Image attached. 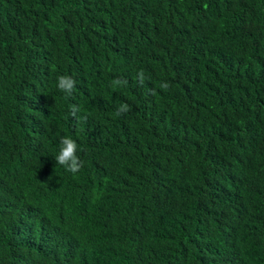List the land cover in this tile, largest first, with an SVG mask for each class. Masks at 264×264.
Wrapping results in <instances>:
<instances>
[{"label":"trees","instance_id":"trees-1","mask_svg":"<svg viewBox=\"0 0 264 264\" xmlns=\"http://www.w3.org/2000/svg\"><path fill=\"white\" fill-rule=\"evenodd\" d=\"M0 264H264V0H0Z\"/></svg>","mask_w":264,"mask_h":264},{"label":"clouds","instance_id":"clouds-1","mask_svg":"<svg viewBox=\"0 0 264 264\" xmlns=\"http://www.w3.org/2000/svg\"><path fill=\"white\" fill-rule=\"evenodd\" d=\"M137 80L140 84H143L145 81V73L143 69L137 72ZM128 81L122 78H115L112 80V87L124 86L127 85ZM57 88L67 93L69 96L73 93V90L76 86V81L72 76L69 75H59L57 77ZM161 88L167 89L169 84L167 82H163L160 85ZM79 108L77 106H73L71 108V113L73 116H76ZM130 111V105L127 103H122L116 109V116L119 117L123 114H126ZM77 142L71 137L65 136L60 139V149L58 154L55 157L56 163L65 167V170L71 173H77L81 167L83 166L82 161L77 155Z\"/></svg>","mask_w":264,"mask_h":264}]
</instances>
